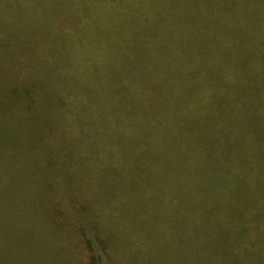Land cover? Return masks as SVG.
I'll list each match as a JSON object with an SVG mask.
<instances>
[{
    "label": "trees",
    "instance_id": "trees-1",
    "mask_svg": "<svg viewBox=\"0 0 264 264\" xmlns=\"http://www.w3.org/2000/svg\"><path fill=\"white\" fill-rule=\"evenodd\" d=\"M54 182L74 230H264V0H0V230Z\"/></svg>",
    "mask_w": 264,
    "mask_h": 264
},
{
    "label": "rangeland",
    "instance_id": "rangeland-1",
    "mask_svg": "<svg viewBox=\"0 0 264 264\" xmlns=\"http://www.w3.org/2000/svg\"><path fill=\"white\" fill-rule=\"evenodd\" d=\"M225 15L221 19L223 27L226 22L232 23L229 15ZM221 47H225L223 37ZM240 54L233 55L232 66L236 70L241 64ZM53 185L47 213L32 214L28 224L23 220L17 225L16 220L15 229L0 230V248H11L13 254L24 252L27 261L37 260L36 264H99L94 257L102 258L100 264H264V230H175L168 228L164 218L163 222L157 219L151 226L147 224L143 230H80V226L74 230V217L68 205L56 197L59 186L55 182ZM153 187H144L148 196L158 192ZM233 190L238 191L235 186ZM134 201L131 198L130 202ZM151 204L146 201L140 204L145 212L139 220H145L146 215L150 217ZM153 206L157 218L161 217L162 208L167 211L161 198ZM229 213L234 215V209ZM116 214L129 216V223L133 221L128 207L119 208ZM90 222L93 223L92 218ZM45 225L50 227L47 229Z\"/></svg>",
    "mask_w": 264,
    "mask_h": 264
}]
</instances>
